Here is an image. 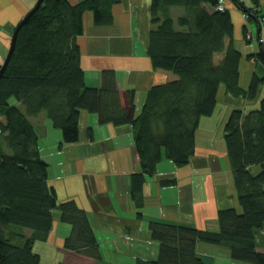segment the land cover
<instances>
[{
	"label": "trees",
	"instance_id": "16d2710c",
	"mask_svg": "<svg viewBox=\"0 0 264 264\" xmlns=\"http://www.w3.org/2000/svg\"><path fill=\"white\" fill-rule=\"evenodd\" d=\"M234 1L249 13L248 19L261 20L253 5ZM116 2L44 0L19 30L13 56L0 78V264H40L32 245L49 236L57 207L61 220L73 224L64 245L80 251L87 244L96 246L90 214L75 199L58 202L48 181L49 163L41 155L29 116L46 110L61 127L63 142L69 143L80 139L83 109L96 112L101 123L131 122L143 167L132 176L138 199L145 174L155 172L164 155L178 167L188 163L197 147L199 120L215 111L221 82L235 94L252 97L264 81V76L253 75L248 90L240 87L243 55L235 44L228 7L218 9V0H152L153 21L158 24L150 32L149 54L155 68L171 70L177 77L151 88L138 114L133 113L132 101L129 112L120 101L114 71L105 70L101 86L86 83L76 40L84 32L87 11L96 23H109ZM173 6L185 8L177 20L181 28L171 15ZM254 6L259 7L257 1ZM218 53H223L219 60ZM250 56L264 62L262 50ZM225 130L242 211L220 210V229L215 231L152 221L159 254L138 264H208L196 250L199 241L228 245L233 259L264 264V95L256 108H233ZM13 226L30 228L32 235L14 236Z\"/></svg>",
	"mask_w": 264,
	"mask_h": 264
},
{
	"label": "crops",
	"instance_id": "0c3cea01",
	"mask_svg": "<svg viewBox=\"0 0 264 264\" xmlns=\"http://www.w3.org/2000/svg\"><path fill=\"white\" fill-rule=\"evenodd\" d=\"M242 1L247 6H254L257 1L264 13V0ZM37 2L0 0V68L13 30ZM151 3L152 0H119L112 5L114 18L109 23H96L93 13L87 11L84 32L76 38L86 83L101 86L105 70L114 71L120 101L129 112L133 101L134 114L141 111L151 88L177 77L171 70L153 66L148 46L150 32L158 23L153 21ZM226 7L235 25V44L243 55L240 87L248 90L253 75L264 76V62L256 56L249 57L261 51L264 20L259 23L248 19L234 0H226ZM184 12L181 6L171 8L179 28L177 20ZM222 57L223 53L216 55L217 60ZM237 95L224 82L220 83L215 111L200 118L197 147L188 163L178 167L164 155L155 172L145 174L139 200L133 193L132 176L143 171V167L131 122L101 123L96 112L83 109L80 139L69 143L63 142L61 127L52 122L46 110L29 116L37 131L41 155L49 163L48 181L56 189L58 202L75 199L90 214L96 245L87 244L84 251L64 245L73 224L61 220L57 207L49 236L35 239L32 245L41 257L40 264H138V260L156 259L159 254V242L150 227L152 221L215 231L220 229V210L233 207L241 212L225 125L233 108L248 111L259 106L264 81L256 96ZM13 227L14 236L32 235L30 228ZM196 250L208 264H244L231 257L228 245L199 241Z\"/></svg>",
	"mask_w": 264,
	"mask_h": 264
},
{
	"label": "water",
	"instance_id": "95a60500",
	"mask_svg": "<svg viewBox=\"0 0 264 264\" xmlns=\"http://www.w3.org/2000/svg\"><path fill=\"white\" fill-rule=\"evenodd\" d=\"M43 2H44V0H38V2L33 6V8L26 15L23 16V18L20 20V22L16 25L15 29L13 30V35H12V39L10 42L11 45H10L9 50L7 52V56L5 57L4 62L2 63V66L0 68V78L4 74V71L7 69L8 63L13 56V52H14V49H15L16 44H17L16 41H17V37H18L20 28L23 26V24L25 22H27L28 18L34 13V11L37 8H39L42 5ZM259 30L260 29H258V32H259ZM260 44H261L260 48L264 54V43H262L260 41Z\"/></svg>",
	"mask_w": 264,
	"mask_h": 264
},
{
	"label": "built area",
	"instance_id": "2783aa9c",
	"mask_svg": "<svg viewBox=\"0 0 264 264\" xmlns=\"http://www.w3.org/2000/svg\"><path fill=\"white\" fill-rule=\"evenodd\" d=\"M253 8V11H260L261 13H260V18L262 19V20H264V13L261 11V9H260V6L259 7H257V6H252ZM217 8L218 9H220V10H225L227 7H226V2H225V0H218V4H217ZM242 12H243V15L245 16V17H247V18H249V13L247 12V11H245L244 9L242 10ZM249 38L251 37V33H249ZM262 39V41L264 42V38H261Z\"/></svg>",
	"mask_w": 264,
	"mask_h": 264
},
{
	"label": "rangeland",
	"instance_id": "374dc122",
	"mask_svg": "<svg viewBox=\"0 0 264 264\" xmlns=\"http://www.w3.org/2000/svg\"><path fill=\"white\" fill-rule=\"evenodd\" d=\"M243 10V9H242ZM237 95V94H236ZM247 95V94H246ZM238 96V95H237ZM241 99H243V101H244V99H245V97L242 95L241 96ZM218 103V102H217ZM204 116V115H203ZM241 209H242V207H241ZM264 236V235H263ZM262 242H264L263 240H262ZM262 246H264V244L262 245ZM244 264H253V263H251V262H244Z\"/></svg>",
	"mask_w": 264,
	"mask_h": 264
},
{
	"label": "clouds",
	"instance_id": "9594fccd",
	"mask_svg": "<svg viewBox=\"0 0 264 264\" xmlns=\"http://www.w3.org/2000/svg\"><path fill=\"white\" fill-rule=\"evenodd\" d=\"M260 22V20H258Z\"/></svg>",
	"mask_w": 264,
	"mask_h": 264
},
{
	"label": "bare ground",
	"instance_id": "6f19581e",
	"mask_svg": "<svg viewBox=\"0 0 264 264\" xmlns=\"http://www.w3.org/2000/svg\"><path fill=\"white\" fill-rule=\"evenodd\" d=\"M20 22V21H19Z\"/></svg>",
	"mask_w": 264,
	"mask_h": 264
}]
</instances>
